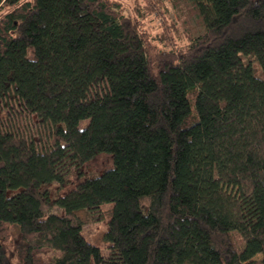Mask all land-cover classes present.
I'll use <instances>...</instances> for the list:
<instances>
[{
	"label": "trees",
	"instance_id": "trees-1",
	"mask_svg": "<svg viewBox=\"0 0 264 264\" xmlns=\"http://www.w3.org/2000/svg\"><path fill=\"white\" fill-rule=\"evenodd\" d=\"M194 2L0 0V264H264V0Z\"/></svg>",
	"mask_w": 264,
	"mask_h": 264
},
{
	"label": "rangeland",
	"instance_id": "rangeland-1",
	"mask_svg": "<svg viewBox=\"0 0 264 264\" xmlns=\"http://www.w3.org/2000/svg\"><path fill=\"white\" fill-rule=\"evenodd\" d=\"M125 6V13L127 15L133 14L134 0H121ZM143 2V0H142ZM165 5L163 6L164 13L173 18L178 26L176 35L179 43H186L189 34H195L201 31L202 24L200 17L196 9L194 0H180L173 2L171 0H164ZM150 26L154 30H158L161 18L158 15L152 13L148 16ZM17 107V106H16ZM85 120L80 121L79 125L83 126ZM54 207L52 210H57ZM107 229V222L105 220H94L84 224L83 233L84 235L96 245H98L104 255L108 254L109 249L107 246V240L105 238V231ZM257 258L262 257V254H258Z\"/></svg>",
	"mask_w": 264,
	"mask_h": 264
}]
</instances>
